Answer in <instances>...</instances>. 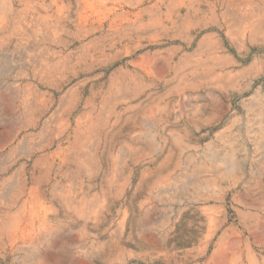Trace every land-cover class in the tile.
Masks as SVG:
<instances>
[{"label":"rangeland","instance_id":"1","mask_svg":"<svg viewBox=\"0 0 264 264\" xmlns=\"http://www.w3.org/2000/svg\"><path fill=\"white\" fill-rule=\"evenodd\" d=\"M31 1L33 9L29 20L38 12V6L49 10L50 0ZM145 5H155L157 11L143 20L152 23L159 19L157 35L150 33V36L159 40L163 52L173 55L177 72L176 75L170 72L166 55L154 57L146 69L142 68L143 51H135V39L132 40L131 48L137 55L132 59V75L124 92L127 100L113 105L107 122L111 128L107 129L111 130L109 137L115 138L109 152L119 158L117 176L113 178L118 194L109 195V203L99 214L98 226L90 227L107 255L111 252L113 256L107 258L99 248L95 255H89L91 250L83 237L64 226L66 237H79L78 242L83 243L81 249L64 251L60 245L50 249L45 243L28 255L31 258L28 261L15 260L17 256L8 255L7 251L0 256V264H222L223 254L214 252V244L231 224L242 231L237 214L241 210L239 200L248 202L254 212L253 220L264 218L257 207L260 194L264 193V150L256 145L259 140H255L257 132L264 131V0H147ZM18 10L16 3L13 19L5 23L6 32L0 35L5 48L0 50V55L5 56L0 57V64L5 63L0 65V156L6 159V168L0 170V181L9 176L24 178L30 187L35 161L53 152L67 137L71 138L77 121L84 122V113L90 110V105L86 104L88 100L97 106L99 114L91 117H96L98 122L102 120L99 111L107 102L99 104L98 99L101 93L109 90L108 86H103V80L118 71L119 65L79 72L69 76L68 81L65 74L56 78L35 74L32 67L24 65L23 58L34 52L12 50L18 44L36 47L29 39L19 41L28 37L26 30L32 26L27 19L23 21L15 16ZM237 15L246 20V26L251 24L254 31L244 36L236 33L244 25L242 19H238L235 26ZM65 28L69 33L73 25L66 24ZM58 37L55 43H47V46L55 50L57 59L74 64L89 38L78 39L70 33ZM51 54L48 51V55ZM199 56L220 57L222 64L209 62L205 72L203 67L194 71L192 61ZM220 70L235 75L231 79L232 85L225 89L209 84ZM25 100L48 104L47 111L39 116L31 132H38L48 117L51 118L50 127H54L55 122L66 121L67 131L61 138L48 137L50 145L43 151L34 149L29 155H16L10 159L4 154L7 150H3L6 133L26 126L29 110L24 105ZM6 105H12L15 112L9 113ZM127 107L129 111L124 116ZM117 114L121 119L115 123ZM144 122H151V125ZM174 135L182 138L181 144L172 142ZM159 136L170 141V147L163 154L160 150L136 155L126 153L129 150L127 142L136 140L148 146ZM65 146L68 147V143ZM103 149L98 151V157ZM168 152H174L172 158L175 159L183 156L181 167L173 178L163 177L166 185L161 189V195H150L148 189L160 183L159 176L164 174L161 171L170 166L168 162L163 163ZM222 153L228 154L233 167L219 182L226 191L224 207L227 211L225 224L219 228L221 222L216 215L219 205L213 200L216 193L207 186L217 179L211 170L213 160L210 156H221ZM58 165L56 162L53 173L45 181L47 196L53 197L55 188L71 182H77L79 193L89 184L94 186V192L100 189L99 176L81 174L75 179L74 167ZM106 168L103 163L98 171L100 176ZM224 169L225 166H221V171ZM126 177L135 185L127 184L120 191L119 185ZM23 198L20 194L14 199L16 206H0V215L13 213ZM58 207L59 203L55 210L58 219L64 220V213ZM123 221V232L117 236L116 231ZM53 225L56 226L54 222ZM208 235L211 240L206 245ZM244 238L252 245H264V226L244 232ZM224 249L228 254L236 251L238 238L230 235Z\"/></svg>","mask_w":264,"mask_h":264},{"label":"bare ground","instance_id":"2","mask_svg":"<svg viewBox=\"0 0 264 264\" xmlns=\"http://www.w3.org/2000/svg\"><path fill=\"white\" fill-rule=\"evenodd\" d=\"M146 1L50 0L48 11L38 6L39 10L35 9L38 12L29 20L33 9L31 0H16V2L15 0H0L1 36L6 32L4 30L5 23H9L13 19L16 3L19 5L20 10L16 12L15 16L23 19V21L27 19L32 26L31 29L26 30L28 37L19 41H28L29 39L36 44V47L18 44L14 45L12 50L34 52L23 55V58L25 59L24 65L28 68L32 67L35 74H47L51 78H56L60 74L64 76L65 74L66 81H68L69 76H74L79 72H91L99 67L110 68L114 65H119L118 71L115 70L114 73H110L103 80V86H108L109 90L101 93L98 99L99 104L107 102L103 110L99 111L102 118L101 121L98 122L96 120L97 115H99L97 106H94V103L88 100L86 104L90 105V110L84 111V122L77 121L76 127L71 131L72 139L67 137L63 142L60 139L62 143L57 144L53 152L44 154L35 161L30 187L27 186L24 178L9 176L0 181V206H16L17 202L14 199L18 198L20 194L24 197L13 213L7 212V214L0 215V256L8 251V255L17 256L15 260L20 259L25 262L31 259L28 258L30 253L35 252L39 246L45 243L48 244L50 249H54L59 245L64 251L68 248L81 249L83 243L78 242L79 237L69 235L66 237L64 226L67 230H74V233L83 237V241L91 250L89 255H95L97 248H99L103 253L105 252L107 258L113 256L111 252L107 255L104 246L98 241L97 235L90 229V227L98 226L97 224L101 220L99 214L109 203V195L118 194V189L114 188L116 184H113V178L117 176L116 163L119 158L109 152L115 144V138L109 137L111 130L107 131V129L111 128L107 122L111 118L113 105L118 101L127 100V94L124 92L127 90L132 75V59L137 55L134 50L143 51L141 54L142 68L146 69L149 61L154 57L166 55L170 72L175 75L177 72V64L173 55L163 52V49L159 46V40L150 36V33L157 35L160 29L159 19L154 20L152 23L143 20V18L153 15L157 11L155 5L147 7L145 5ZM238 19H242L244 25L240 30L235 31L236 33L244 36L254 31V27H251V24L246 26V20L242 16H235V26ZM66 24L73 25V30L69 32L71 35L78 39L89 38L84 50L74 64L57 59L55 50L51 46H47V43H55L56 39L59 38L58 35L69 34L65 28ZM2 39L0 41V50H5L2 47ZM133 39H135L134 50L131 48ZM48 51L52 52L50 56ZM0 57L3 58L5 56L0 55ZM209 62L222 64V59L217 56L204 58L199 56V58L192 61V65H194L192 69L196 71L203 67V72H205L204 68L208 67ZM4 64L2 62L0 64L1 67ZM230 74L220 70L213 75L209 84L215 85L217 89H225L228 85H232L231 81L233 80L231 79L235 77V75L230 76ZM167 76L169 75L167 74ZM237 86L238 83L233 88L235 89ZM24 105L29 110L26 126L18 127L16 130H8L6 133L7 140L3 150H7L4 154H7L10 159L16 155H29L34 149L43 151L46 146L50 145V140H47L48 137H51V139L52 137L53 139L61 138L67 131L66 121L55 122L54 127H50L51 118L48 117L43 120L38 132H31L30 129L35 128L40 118L39 116L47 111L48 104L43 101L35 103L25 100ZM6 107L9 113L15 112V108L12 105H6ZM128 111L129 108H125L124 116ZM92 114H96V117L92 118ZM119 119H121V115L117 114L115 123ZM102 122L104 123L101 126ZM115 123L112 125H115ZM144 123L151 125V122ZM111 127L112 129L114 128V126ZM98 129H101V131H97ZM259 132H257L258 138H255V140H259L256 145L264 150V131ZM146 136L149 137L147 134ZM177 136H173L172 142L181 144L182 138L179 135ZM70 139L72 140L71 142H69ZM168 140V138L159 136L154 141L149 142L148 146L147 143L131 140L126 143L129 147L126 153L136 155L140 152L147 153L148 151L156 152L160 150L163 154L170 147L168 144L170 141ZM67 143L68 147L65 146ZM101 147L104 149L100 157H98V151ZM180 152H182V149H180ZM172 156H174V152L173 154L168 152L164 157L163 163L168 162L170 166L163 168L164 170L161 171L164 174L159 176L158 180L160 183L148 189L150 195L152 194L156 197L161 195V189L166 185L163 177L173 178L180 169L183 156L180 155L176 159L172 158ZM227 156V153H222L221 156L215 154L210 156L213 160L211 170H214L212 172L219 180L217 181L214 178L213 184L207 187L216 193V197L213 200H216L219 205L216 210V215L220 218L219 223L221 222L219 228L225 224L227 216V211L224 207L226 191L219 185V182L222 180L221 177L228 176L226 171L233 167L231 160H228ZM4 158L0 156V170L6 168V159ZM56 162H59V167L65 164H70V166L74 167L76 169L75 179L79 178L81 174L86 177L96 178L99 176L101 178L100 189L94 192V186L89 184L85 191L79 193V189L76 188L77 182H71L60 188H55L56 194L53 197L47 196L44 189L45 181L53 173ZM103 163L106 164L107 168L104 171V175L102 173V176H100L98 171L100 167L102 168ZM42 164L43 166H41ZM221 166H225L223 171H221ZM126 178L119 185L120 191L127 184L131 187L135 185L132 180H129V177ZM233 201H235L234 198ZM57 203H59L58 208L64 213V220L58 219L57 211H55ZM238 203L241 206V210L237 214L242 231L238 230L239 226L233 224L226 227L216 239L214 252L223 254L222 264H264V245H252L244 238V232L252 228L260 229L263 227L264 218L253 220L254 212L248 202L242 199ZM257 207L259 212L264 215V193L260 194ZM53 222L56 226L53 225ZM123 225L124 221L116 231L117 236L122 234ZM230 235L238 238V249L228 254L224 249V244ZM53 237L54 240H50ZM210 240L211 236L208 235L206 245L209 244ZM36 264L38 263L36 262Z\"/></svg>","mask_w":264,"mask_h":264}]
</instances>
